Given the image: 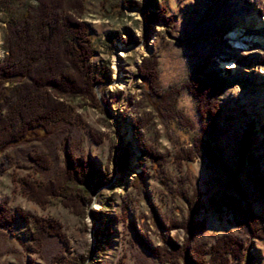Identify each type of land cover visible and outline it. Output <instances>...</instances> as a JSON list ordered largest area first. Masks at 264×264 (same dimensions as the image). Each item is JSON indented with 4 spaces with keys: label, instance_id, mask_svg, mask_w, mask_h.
<instances>
[{
    "label": "rangeland",
    "instance_id": "1",
    "mask_svg": "<svg viewBox=\"0 0 264 264\" xmlns=\"http://www.w3.org/2000/svg\"><path fill=\"white\" fill-rule=\"evenodd\" d=\"M34 3L0 1V59L6 20ZM154 4L147 8L144 0H84L91 62L105 81L93 87L96 105L76 97L69 101L70 121H58L48 134L0 151V205L15 215L10 229L0 226V264H167L142 241L168 249V237L178 244L189 239V244L209 247L227 234L242 240L249 256L236 264H264V235L251 236L242 214L249 204L264 228V195L255 183L258 175L264 177V76H257V68L264 66V47L254 54L243 49L252 43L246 38H264V0ZM145 15L154 17L146 21ZM244 15L258 18L261 28L246 25ZM240 24L243 47L227 37ZM151 55L156 58L152 83L139 73L143 58ZM228 62L247 69L234 72L222 66ZM202 72L213 73L224 86L212 132L187 86L190 79H206ZM141 140L157 158L140 153ZM243 145L256 163L239 156ZM63 149L97 169L86 186L90 198L83 202V215L61 194L47 196L41 204L32 200L19 181L53 180L63 164ZM127 149L118 169L115 162ZM35 153L45 155L46 166L30 159ZM190 198L197 207L189 224L191 238L182 227L170 228L186 220ZM17 209L56 222L65 243L44 235L36 245L32 220L22 222Z\"/></svg>",
    "mask_w": 264,
    "mask_h": 264
},
{
    "label": "trees",
    "instance_id": "2",
    "mask_svg": "<svg viewBox=\"0 0 264 264\" xmlns=\"http://www.w3.org/2000/svg\"><path fill=\"white\" fill-rule=\"evenodd\" d=\"M136 6L140 4L136 3ZM144 6H155L154 0H144ZM83 9L84 0H35L34 5L26 6L19 17L6 20L2 37L4 54L0 59V151L7 145L27 140L39 133L48 134L51 126L58 121H70L69 101L76 97L87 99L93 106L97 104L93 87L105 80L91 62L94 50L87 25L82 19ZM153 17L145 15V20ZM155 65V56L144 57L139 67L141 77L152 83ZM202 74L206 79H190L187 86L196 100L195 107L200 119L212 132L217 128L216 120L220 112L218 96L224 86L213 73ZM6 86H9L7 91ZM261 132V143L264 144V124ZM139 142L140 153L157 158L142 140ZM239 153V156H248L250 163H256L247 145L240 147ZM127 156L128 149L117 158L115 163L118 169L122 168ZM29 157L40 166L48 163L44 154L35 153ZM3 169L0 166V171ZM255 169L258 172L257 165ZM96 171L89 160L77 158L72 151L63 149V164L53 180L41 183L22 177L19 181L25 195L32 200L41 204L47 200V196L61 194L83 215V202L90 198L86 186ZM257 179L256 187L264 195V177L258 175ZM241 196L242 199L245 197L243 194ZM191 200H188L186 220L170 225V228L179 226L186 229L189 238L192 237L189 224L197 209L193 203L190 204ZM15 213L22 222H26L28 217L32 220L31 237L36 245L44 235H56L65 243L56 222L20 209ZM242 214L249 234L262 237L264 228L260 226L258 216L252 212L249 204L242 209ZM14 216L8 208L0 205L1 227L10 229ZM164 242L168 249L151 247L142 241L152 255L167 264H236L243 258L249 260L243 250L242 240L231 234L217 238L209 247L189 244V239L178 244L167 237Z\"/></svg>",
    "mask_w": 264,
    "mask_h": 264
},
{
    "label": "bare ground",
    "instance_id": "3",
    "mask_svg": "<svg viewBox=\"0 0 264 264\" xmlns=\"http://www.w3.org/2000/svg\"><path fill=\"white\" fill-rule=\"evenodd\" d=\"M244 19H245V24L248 25L250 28H252V29H260L261 28L260 21H259L258 18H255V20H254L253 18H251L250 15L249 16L244 15ZM262 24L264 26V20L262 21ZM241 27L242 26L240 24L239 25V29L236 31V33L230 32L229 35L227 36L231 40L232 43H237V46H239V47H243V43L241 41H239V40H242V39L239 38V36L242 34V30H244ZM233 32H235V31H233ZM250 39H253V41H255V42H253ZM246 40L248 42H252L251 45H247V46L243 47V49H245L247 51V53L254 54L259 49H261L262 46L264 47V38H261L260 36H258V37L254 36V37H251L249 39L246 38ZM260 45H262V46H260ZM222 66H227L228 68L234 69V72H236L237 70H245V69H247V68H242L241 66L236 65L234 62H228L226 65H222ZM257 69H256L257 72H258L257 76H259V75L260 76L261 75L264 76V66H260ZM262 92H264V91L262 90ZM262 94H263L262 96L264 97V93H262Z\"/></svg>",
    "mask_w": 264,
    "mask_h": 264
}]
</instances>
